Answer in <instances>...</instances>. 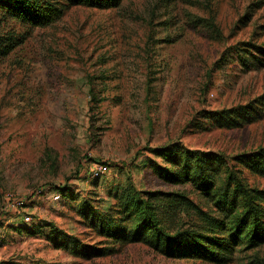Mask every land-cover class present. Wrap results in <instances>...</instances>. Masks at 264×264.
Segmentation results:
<instances>
[{
    "label": "rangeland",
    "instance_id": "obj_1",
    "mask_svg": "<svg viewBox=\"0 0 264 264\" xmlns=\"http://www.w3.org/2000/svg\"><path fill=\"white\" fill-rule=\"evenodd\" d=\"M1 30L20 42L0 59V264H217L105 236L92 220L121 217L132 190L184 191L215 213L163 174L180 171L186 150L264 188L238 160L264 147V0L74 5L50 24L8 19ZM97 160L110 166L98 178ZM152 200L167 229L200 223ZM225 264H264V244L241 239Z\"/></svg>",
    "mask_w": 264,
    "mask_h": 264
},
{
    "label": "trees",
    "instance_id": "obj_2",
    "mask_svg": "<svg viewBox=\"0 0 264 264\" xmlns=\"http://www.w3.org/2000/svg\"><path fill=\"white\" fill-rule=\"evenodd\" d=\"M122 0H0V59L8 56L20 42L14 31L1 30L2 22L16 19L31 25L43 26L58 20L70 6L111 8ZM262 61V59H261ZM180 171L164 169L173 182H190L202 195L214 201L215 213L207 211L186 192H150L147 199L132 190L125 194L124 213L94 214L93 224L100 232L116 239L143 242L168 255H183L217 264L227 263L237 243L246 238L249 245L264 244V188L252 187L229 172L226 179L219 173L220 161L207 152L186 150ZM238 160L252 173L264 177V147L241 154ZM166 198L171 210L195 214L200 223L178 225L174 230L162 223L153 202ZM121 214V211H120ZM73 251L89 254L90 247L71 236ZM66 240L65 244H69Z\"/></svg>",
    "mask_w": 264,
    "mask_h": 264
},
{
    "label": "built area",
    "instance_id": "obj_3",
    "mask_svg": "<svg viewBox=\"0 0 264 264\" xmlns=\"http://www.w3.org/2000/svg\"><path fill=\"white\" fill-rule=\"evenodd\" d=\"M110 168L109 164L103 161H95L94 164L92 165V169L90 171V174L92 177H100L102 175H104L108 169ZM60 197L59 193H56L54 195V198L58 199ZM8 206L10 208H14V209H22L26 206L25 203V199L23 197L20 198H9L8 200ZM26 220H30L31 219V215L30 214H26L25 215Z\"/></svg>",
    "mask_w": 264,
    "mask_h": 264
}]
</instances>
